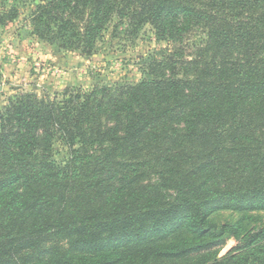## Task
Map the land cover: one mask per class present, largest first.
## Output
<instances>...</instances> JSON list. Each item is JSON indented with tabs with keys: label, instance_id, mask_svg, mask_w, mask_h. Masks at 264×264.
I'll return each mask as SVG.
<instances>
[{
	"label": "trees",
	"instance_id": "16d2710c",
	"mask_svg": "<svg viewBox=\"0 0 264 264\" xmlns=\"http://www.w3.org/2000/svg\"><path fill=\"white\" fill-rule=\"evenodd\" d=\"M29 2L32 34L82 56L109 25L171 45L135 83L8 99L0 264H264V221L244 224L264 213V0Z\"/></svg>",
	"mask_w": 264,
	"mask_h": 264
},
{
	"label": "rangeland",
	"instance_id": "374dc122",
	"mask_svg": "<svg viewBox=\"0 0 264 264\" xmlns=\"http://www.w3.org/2000/svg\"><path fill=\"white\" fill-rule=\"evenodd\" d=\"M15 6L16 15L0 23V114L8 99L16 94L33 92L37 95L59 96L65 88L88 89L94 83H135L140 77L139 65L143 57L153 50L168 47L157 39L151 27L144 25L134 31L126 24L116 29L109 25L97 42L96 52L82 56L78 51L59 49L32 34L28 13L30 2L0 0L3 10ZM67 150L58 141L54 143V158L62 161ZM244 214L222 210L212 216L218 224L234 222ZM247 227L264 221V213H247ZM235 245L228 236L218 256Z\"/></svg>",
	"mask_w": 264,
	"mask_h": 264
}]
</instances>
